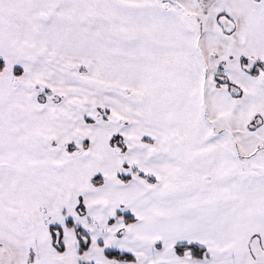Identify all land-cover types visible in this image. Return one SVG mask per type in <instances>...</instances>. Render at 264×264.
Listing matches in <instances>:
<instances>
[{
    "label": "snow or ice",
    "instance_id": "obj_1",
    "mask_svg": "<svg viewBox=\"0 0 264 264\" xmlns=\"http://www.w3.org/2000/svg\"><path fill=\"white\" fill-rule=\"evenodd\" d=\"M0 264H264V0H0Z\"/></svg>",
    "mask_w": 264,
    "mask_h": 264
}]
</instances>
